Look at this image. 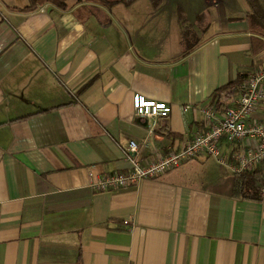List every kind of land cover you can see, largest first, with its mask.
I'll return each mask as SVG.
<instances>
[{"label": "crops", "instance_id": "0c3cea01", "mask_svg": "<svg viewBox=\"0 0 264 264\" xmlns=\"http://www.w3.org/2000/svg\"><path fill=\"white\" fill-rule=\"evenodd\" d=\"M26 6L0 0V264H264V194L215 188L221 169L229 174L210 158L134 188H89L129 170L128 142L140 165L178 150L204 131L198 109L215 89L264 67V40L249 32L243 1L162 0L154 9L136 0L99 8L104 26L77 17L72 1L65 10ZM178 10L193 35L188 52ZM133 95L166 104L168 116L136 118ZM254 117L264 118V101Z\"/></svg>", "mask_w": 264, "mask_h": 264}, {"label": "built area", "instance_id": "2783aa9c", "mask_svg": "<svg viewBox=\"0 0 264 264\" xmlns=\"http://www.w3.org/2000/svg\"><path fill=\"white\" fill-rule=\"evenodd\" d=\"M238 95L232 106L221 111L205 106L198 109L205 123L202 133H197L182 142L178 150L168 151L163 156L140 165L135 159L136 147L128 142L125 158L129 170L125 173H105L89 184L95 192H114L134 188L145 180L154 179L182 162L197 156L212 159L229 175L264 170V118L255 119L257 105L264 101V67L254 70L238 87ZM133 115L136 118L154 121L169 114V107L144 99L139 95L131 98ZM223 146L236 149L235 154H223ZM264 194V187L259 195Z\"/></svg>", "mask_w": 264, "mask_h": 264}, {"label": "trees", "instance_id": "16d2710c", "mask_svg": "<svg viewBox=\"0 0 264 264\" xmlns=\"http://www.w3.org/2000/svg\"><path fill=\"white\" fill-rule=\"evenodd\" d=\"M67 1H72L76 5H80L77 11V17L84 18L86 15L93 16L100 25L108 24V19L100 13L99 8L109 10L112 6L120 4L124 7L131 5L136 0H27V6L21 10L32 11L37 6L42 4H50L51 6L65 10ZM152 8H157L162 0H148ZM247 8L245 15L246 24L249 32L264 40V11L258 4L257 0H242ZM198 19V17H197ZM177 22L181 27V44L184 47V52H188L189 41L193 39L190 25L187 20L177 11ZM248 77L244 73H236L235 78L227 84L218 87L210 95L208 106L213 107L216 111H221L231 107L232 104H226V100H233L238 95V87ZM221 176L212 186L227 193L230 196H239L244 199L258 200L259 191L264 187V174L255 168L252 172H243L237 175H227L221 169ZM211 186V185H210ZM225 187V189H224Z\"/></svg>", "mask_w": 264, "mask_h": 264}, {"label": "rangeland", "instance_id": "374dc122", "mask_svg": "<svg viewBox=\"0 0 264 264\" xmlns=\"http://www.w3.org/2000/svg\"><path fill=\"white\" fill-rule=\"evenodd\" d=\"M119 7V9H122V10H124V8L120 5V6H118ZM197 8H199V4H196V6H191L190 7V11H188V9H186V11H187V15L188 16H191V14H192V12L194 11V10H198ZM169 9H171V8H168L167 10H168V15H169ZM173 12H175V9H171ZM174 16H175V14H174ZM171 18V17H170ZM190 18V17H189ZM174 19H172L171 20V27H173V24H174ZM208 164H210L211 166H212V170L213 169H215L214 168V165H213V163L211 162V161H208Z\"/></svg>", "mask_w": 264, "mask_h": 264}]
</instances>
